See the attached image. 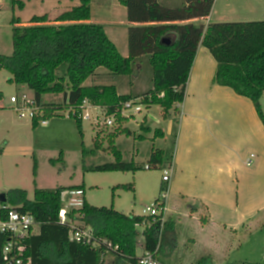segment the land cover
<instances>
[{
	"label": "rangeland",
	"instance_id": "rangeland-1",
	"mask_svg": "<svg viewBox=\"0 0 264 264\" xmlns=\"http://www.w3.org/2000/svg\"><path fill=\"white\" fill-rule=\"evenodd\" d=\"M22 1L24 9L14 10L12 0H0L1 54L10 56L13 52L14 13L28 23L34 15L48 14L54 19L66 9L80 4V0ZM184 1L159 0L172 7ZM218 1L211 8L213 22L264 20V0ZM91 8V21L105 25L119 50L128 54L129 22L125 6L118 0H93ZM202 48L210 52L208 48ZM149 58V55L138 58L136 71L131 76L93 77L88 82L114 84L121 94L143 95L152 89L153 69ZM11 76L6 70H0V92L3 93L0 97V112L3 113L0 119L17 118L24 126L28 125L30 141L26 155L14 154V140L8 143L12 148L5 149L4 138H10V135L0 124V195L7 194L10 189L21 188L32 200L36 185L50 189L74 187L62 194V203L67 211L81 207L85 197L93 205L114 206L126 215L142 216L147 206L157 198L161 199L167 190L163 219L169 227L163 225L159 234L160 245L155 256L159 264H199L203 259L202 264H257L264 261V138L253 130V124L243 112L237 113L230 107L210 114L204 112L197 120V129H190L197 131L193 139L196 144L204 141L207 147H216L223 157L221 162L214 164L209 159L206 161L205 168L200 170L204 181L200 187L187 185L183 190L190 196L205 197L212 203L208 222H202L201 216L205 213H196L193 209L197 203L188 202L177 193L173 187L175 169L169 168L180 132L182 104L180 111L173 109L168 119L162 117V107L158 105L148 108L142 104V111H137L136 105L127 109L125 114L129 118L123 126H127L131 133L119 134L114 145L123 154L124 162L132 161L136 170L102 171L94 167L115 159L106 139V133L113 125L107 128L97 125L104 122L103 111L88 107L91 117L83 119V136L67 111L59 112L65 116L55 115L48 119L46 126L39 123L33 127L32 116L28 113L22 118L14 107L23 103L24 94L29 99L34 98V91L25 85L9 83ZM13 96L18 98L17 102L12 101ZM63 101V94L49 93L43 97V103ZM145 117V124L154 130L160 128L163 137L155 138L154 131L147 132L141 128ZM101 130L105 131L101 141L103 148L97 149L94 139L97 131ZM183 131L189 132L186 124ZM141 135L144 138H139ZM160 148L165 150L163 161L156 166L150 162V155L153 149ZM61 153L63 160H57ZM51 159H56V163L53 164ZM34 160L37 162L36 176L33 173ZM147 165L152 167L147 168ZM165 169L171 177L168 189L162 182ZM198 175L195 171L192 173L194 178ZM127 184L132 187L123 189L119 186ZM76 186H84L85 193L77 191ZM6 203L9 205V201ZM158 211H162V207ZM145 228L144 225L137 226L138 257L144 252Z\"/></svg>",
	"mask_w": 264,
	"mask_h": 264
},
{
	"label": "trees",
	"instance_id": "trees-1",
	"mask_svg": "<svg viewBox=\"0 0 264 264\" xmlns=\"http://www.w3.org/2000/svg\"><path fill=\"white\" fill-rule=\"evenodd\" d=\"M92 1L80 0L79 5L66 9L54 19L48 14L34 15L25 23L15 13L13 15V52L10 56L0 53V70L12 74L9 83L25 85L34 91V100L43 114L32 118L33 127L41 118L65 116L59 112L67 111L83 136L84 102H88L103 110L104 121L108 117L113 120L106 139L115 159L94 169L135 171V164L124 162L123 154L114 145L119 134L131 133L123 126L129 118L123 113L125 103L139 100L148 108L161 106L162 117L168 119L171 111H177L185 99L200 45L209 49L217 64L212 83L230 87L237 95L250 99L264 124V20L196 24L193 20L211 14L215 0H186L175 7L159 0H118L125 6L129 22L128 54L123 55L105 25L91 21ZM12 3L14 10L25 7L22 0H12ZM165 38L169 42L164 41ZM143 55H149L153 69L152 89L143 95L121 94L114 84L88 82L93 77L131 76L136 71V61ZM49 93L63 94L64 101L43 103V97ZM2 95L0 92V97ZM99 123L97 125L101 126ZM145 123L146 117L141 124L144 131H154L155 138L164 136L160 128L154 130ZM104 133L103 130L96 133L97 149L103 148ZM62 154L57 160H63ZM163 156L162 149H153L150 162L156 166L162 164ZM51 162L55 164L56 159ZM33 166L36 176V160ZM71 188L50 189L36 185L32 200L21 188L5 194L11 208L35 215L39 223V231L29 239L33 264H139L136 252L139 225L146 226L144 251L158 252L162 226L169 227V223L162 220L163 212L147 217L126 215L114 206L99 207L83 197L82 206L68 210L70 222L63 224L59 219L64 209L62 194ZM77 188L85 193L84 186ZM204 221L206 218H202ZM71 222L92 228L98 244L70 241ZM203 262L204 259L199 264Z\"/></svg>",
	"mask_w": 264,
	"mask_h": 264
},
{
	"label": "crops",
	"instance_id": "crops-1",
	"mask_svg": "<svg viewBox=\"0 0 264 264\" xmlns=\"http://www.w3.org/2000/svg\"><path fill=\"white\" fill-rule=\"evenodd\" d=\"M217 2L219 1L215 0L214 5H216ZM213 20L211 12L208 17L196 19L193 20V22L196 23L199 21L209 24L218 21L213 22ZM202 47L203 46L200 45L198 48L199 50L194 59L191 74L187 82L186 96L181 105V114H183V117H181L179 124L180 132L178 135V141L176 142L175 154L173 153L171 161L174 163L175 169L173 178L174 189L177 193H180L183 198L185 197L184 200L197 203L193 210L200 215L205 213L201 217L206 218V222H208L209 218H207V215L209 216V208L212 207L210 200L205 197L200 198L190 196V194L184 192L183 190L187 185L200 187L204 183L201 178L200 170L205 168L206 161L209 159L210 162L214 164L215 162H221L223 157L219 155L216 147H207L204 141L202 144H196L193 139L197 131L192 132L190 129L193 127L197 129V120L204 112L208 114L216 111L220 112L221 109L226 107L232 108L237 113L241 111L249 117L250 122L253 124V130L262 138H264V124L257 115L255 106L250 99L239 94L237 95L230 87L220 85L217 86L212 83V79L217 69V64L211 52H207ZM123 55L127 54L123 53ZM189 100H192V103ZM262 103L264 107V95L262 97ZM178 110L180 111V107ZM2 114L3 113L0 112V115ZM0 124L2 125L3 131L5 130V132L10 135V138H4V148H12V145L10 144L9 146L8 143H12L14 140L16 142V150L14 151V154L17 153L19 155H26L28 153L27 145L30 141L28 125L24 126V124L17 118L11 119L10 117L0 119ZM185 124L187 125L189 132L183 131ZM201 131H198V133H201ZM162 150L165 151L164 149ZM262 154H264L263 151ZM194 171L199 174L197 178L196 176L195 178L192 177V173Z\"/></svg>",
	"mask_w": 264,
	"mask_h": 264
},
{
	"label": "built area",
	"instance_id": "built-area-1",
	"mask_svg": "<svg viewBox=\"0 0 264 264\" xmlns=\"http://www.w3.org/2000/svg\"><path fill=\"white\" fill-rule=\"evenodd\" d=\"M13 102H17L18 98L13 96ZM136 105L137 111H142L140 107L139 100H130L127 101L124 105V115L127 109L133 108ZM88 107L99 108L91 106L88 102H84V113L83 119H89L91 117L88 112ZM14 109L19 113L20 117H26L29 113L32 118L34 116H40L43 114V111L40 106H38L34 98H28L26 94L23 97V103L17 104ZM101 109V108H100ZM102 110V109H101ZM103 111V110H102ZM40 123L44 126L48 125V120L41 118ZM99 123V122H98ZM101 126H110L113 124L111 117H108L103 123H99ZM170 163V170H173L174 163ZM151 165H147V168H151ZM168 170H164V176L162 182L166 183L165 189H168L167 184L170 181V175L167 174ZM167 195V190L163 193L162 198H157L151 206H147L144 210L145 217L147 216H159L161 213H164L165 208L163 204H166L165 198ZM0 206V264H33V261L30 257V248L31 244L29 239L34 233H36V228H39V223L36 220L35 215H32L29 212L20 211L17 208H11L10 205L6 202H1ZM162 207V211H158V208ZM166 207V205H165ZM60 222L67 224L70 222L67 218V210L64 208L60 211L59 214ZM163 221H165L162 218ZM70 241H77L84 245H96L98 240L95 238L93 229L90 227H79L74 223H70ZM111 245V243L109 244ZM156 253L151 251H144L138 258L139 264H159L157 258L155 257Z\"/></svg>",
	"mask_w": 264,
	"mask_h": 264
},
{
	"label": "water",
	"instance_id": "water-1",
	"mask_svg": "<svg viewBox=\"0 0 264 264\" xmlns=\"http://www.w3.org/2000/svg\"><path fill=\"white\" fill-rule=\"evenodd\" d=\"M164 41L169 42V39L168 38H165ZM0 202H6L5 194H1L0 195Z\"/></svg>",
	"mask_w": 264,
	"mask_h": 264
}]
</instances>
